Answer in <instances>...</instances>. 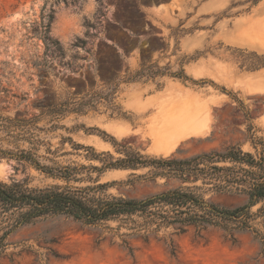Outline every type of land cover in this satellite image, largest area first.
Instances as JSON below:
<instances>
[{"label":"rangeland","instance_id":"obj_1","mask_svg":"<svg viewBox=\"0 0 264 264\" xmlns=\"http://www.w3.org/2000/svg\"><path fill=\"white\" fill-rule=\"evenodd\" d=\"M119 31L125 49L111 44ZM122 57L134 59L128 63ZM155 66L164 75L147 71L129 82ZM181 71L184 78L173 76ZM0 117L23 122L12 133L0 127V148L35 152L42 165L53 168L101 167L69 140L115 159L125 157L124 148L146 159L184 160L232 147L256 154L264 149V0H177L173 14L149 20L130 0H0ZM175 122L203 134L187 137L170 155L156 152L153 137ZM17 135L20 140L13 138ZM151 173L149 167L108 170L99 183L116 182L105 193L126 199L189 188L224 208L247 201L201 182L154 179ZM88 175L98 177L85 171L84 182L70 185L95 186ZM26 181L37 189L67 185L25 161L0 158V182ZM257 223L264 233V217ZM170 233L161 235L174 241L175 257L163 240L127 239L135 250L132 258L112 233L51 217L10 235L0 264H264L250 232L237 233L235 243L213 228ZM101 236L105 240L98 244Z\"/></svg>","mask_w":264,"mask_h":264},{"label":"trees","instance_id":"obj_2","mask_svg":"<svg viewBox=\"0 0 264 264\" xmlns=\"http://www.w3.org/2000/svg\"><path fill=\"white\" fill-rule=\"evenodd\" d=\"M155 71L144 68L142 72L129 78L135 82L145 77V72L153 76L164 75L158 66ZM183 71L174 77L184 78ZM151 77V76H150ZM1 128L10 133L23 122L0 117ZM7 123V124H6ZM20 135L13 136L19 139ZM113 140V139H112ZM75 150L85 149L90 153L88 160L98 161L101 167L63 166L48 167L39 161L37 153L27 150H6L0 148V158H15L25 161L36 170L66 182V186H52L45 189L29 187V181L7 184L0 182V257L7 254L10 235L24 226L41 220L64 216L79 223L82 227L101 229L121 239V247L132 258L135 250L127 239H140L149 243L151 238L163 240L170 254L176 256L174 241L162 232L172 229L171 235H182L188 227L197 232L208 228L218 229L235 243V235L250 232L261 245L264 257V233L257 227L259 217H264V149L256 154L232 147L225 152H210L189 159L174 158L146 159L140 153L124 148V158L115 159L110 153H96L92 147L76 144L69 140ZM116 146L117 143L113 141ZM37 151L36 149H34ZM151 168L152 178H174L183 183L203 186L220 194L244 196V205L224 208L205 200L201 195L188 189H176L146 199H126L107 195L105 190L113 183H99L100 177L108 170H137ZM98 173L97 178L88 175V180L96 184L88 187H74L71 182H84L83 175ZM195 190L201 187L195 186ZM261 206L256 213L253 208ZM116 224V226H112ZM122 229L127 232L121 233ZM104 234V233H103ZM114 237L111 241L114 244ZM105 240L100 237L97 243ZM56 258L59 255L54 254Z\"/></svg>","mask_w":264,"mask_h":264},{"label":"bare ground","instance_id":"obj_3","mask_svg":"<svg viewBox=\"0 0 264 264\" xmlns=\"http://www.w3.org/2000/svg\"><path fill=\"white\" fill-rule=\"evenodd\" d=\"M173 125L168 129V132L153 137V148L156 152L170 155L176 151L178 145L187 137H196L203 134L200 129H192L186 123L175 122Z\"/></svg>","mask_w":264,"mask_h":264},{"label":"crops","instance_id":"obj_4","mask_svg":"<svg viewBox=\"0 0 264 264\" xmlns=\"http://www.w3.org/2000/svg\"><path fill=\"white\" fill-rule=\"evenodd\" d=\"M135 5V11L139 15H141L145 20H149L152 15H166V14H173L176 9V1L177 0H169L167 2H158L156 4H150L148 6H144L139 4V0H130ZM181 2L186 3L188 0H180ZM119 30L126 31L127 29L121 25V23H116ZM119 31L118 34L113 36V39L115 42L111 41V44L117 48H126L125 44V38L123 36V33ZM133 38H136L137 36L131 34ZM122 59H126L128 63L132 62L134 58H125L122 57Z\"/></svg>","mask_w":264,"mask_h":264}]
</instances>
